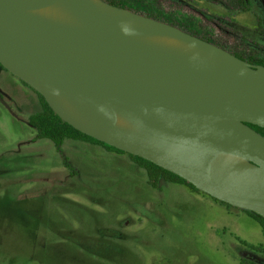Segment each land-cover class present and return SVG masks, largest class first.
Returning <instances> with one entry per match:
<instances>
[{
	"label": "water",
	"instance_id": "obj_1",
	"mask_svg": "<svg viewBox=\"0 0 264 264\" xmlns=\"http://www.w3.org/2000/svg\"><path fill=\"white\" fill-rule=\"evenodd\" d=\"M106 3V2H105ZM91 0H0V65L41 94L80 132L145 158L197 189L264 217V65L165 21ZM73 6L86 28L75 29L32 14ZM168 35L197 47L188 55L140 40ZM68 97L86 121L56 100ZM128 116L139 133L123 130ZM221 153L244 157L254 173L218 178Z\"/></svg>",
	"mask_w": 264,
	"mask_h": 264
},
{
	"label": "rangeland",
	"instance_id": "obj_2",
	"mask_svg": "<svg viewBox=\"0 0 264 264\" xmlns=\"http://www.w3.org/2000/svg\"><path fill=\"white\" fill-rule=\"evenodd\" d=\"M114 1L264 60V0ZM39 108L0 70V264H264V235L242 209L183 184L153 188L127 154L88 141L63 147L68 169L50 140H33Z\"/></svg>",
	"mask_w": 264,
	"mask_h": 264
},
{
	"label": "trees",
	"instance_id": "obj_3",
	"mask_svg": "<svg viewBox=\"0 0 264 264\" xmlns=\"http://www.w3.org/2000/svg\"><path fill=\"white\" fill-rule=\"evenodd\" d=\"M104 1V0H102ZM248 1V0H246ZM106 2V1H104ZM108 3V2H106ZM110 4L115 5V6H119L122 8H128L134 12H139L141 14H144L146 16L149 17H153L159 20H162L160 17H158L157 15H155L152 12L149 11H137L136 9H131V7H127L125 4H119V3H115L112 1H109ZM163 21V20H162ZM208 40V39H206ZM213 42V41H211ZM216 45H219L215 42H213ZM220 46V45H219ZM249 60H253L255 62L264 64V60H259V59H249ZM1 69H5L4 67H2L0 65ZM6 70V69H5ZM22 83H24L25 85H27L25 82H23L22 80H20ZM28 86V85H27ZM30 87V86H28ZM31 88V87H30ZM32 90H34L33 88H31ZM35 91V90H34ZM35 93L38 95L39 100H40V108L35 111L34 113H31L28 118H27V122L34 127L35 129V136L33 137V140H37V139H48L50 140L54 147L55 150L60 154V156L62 157V161L63 164L70 170H72V167L69 163L68 158L63 154L62 151V144L66 139H72V140H83V141H88L91 143H96L101 145L102 147H104L106 150H110V151H114L117 153H124L127 154L130 158V160L139 168L143 169L146 173V181L147 183L152 186L153 188H160L162 183H174V184H183L186 187H188L190 190L201 193L203 195H208L209 197H211L213 200L224 204L228 207H234L228 203H225L223 201L217 200L215 198H213L212 196H210L209 194L202 192L201 190L197 189L193 184L187 182L185 179L181 178L180 176L170 172L169 170H166L160 166H158L157 164L142 158L140 156L137 155H133L127 152H124L122 150H119L113 146H110L102 141H99L91 136H88L82 132H80L79 130L75 129L72 125L68 124L67 122L63 121L47 104V102L45 101L44 97L39 94L37 91H35ZM249 125L254 128L256 131H258L259 133H261L262 135H264V127H260L258 125H254V124H250ZM237 208V207H235ZM240 209V208H238ZM243 210V209H242ZM247 213H249L252 217H254V219L258 222L262 234L264 235V217L252 212V211H247L244 210ZM247 245V244H246ZM251 248L254 249H263L259 246H250ZM264 251V249H263Z\"/></svg>",
	"mask_w": 264,
	"mask_h": 264
},
{
	"label": "bare ground",
	"instance_id": "obj_4",
	"mask_svg": "<svg viewBox=\"0 0 264 264\" xmlns=\"http://www.w3.org/2000/svg\"><path fill=\"white\" fill-rule=\"evenodd\" d=\"M100 7H102L106 13L111 16H119L125 14L124 10L116 9L102 0H91ZM33 15L45 19L47 21L64 25L75 29H84L86 25L78 12L73 6L68 7H49L46 9L33 11ZM140 40L147 42L158 47L175 51L178 53L188 55H200V50L194 45L168 35H146L139 38ZM58 103L68 111L73 117L78 120L86 121L84 115L76 106V104L68 97H56ZM117 123L125 131L132 133H139L138 126L126 115L118 116ZM213 172L218 178H236L246 177L254 170L250 166L244 157L239 155L221 153L213 162Z\"/></svg>",
	"mask_w": 264,
	"mask_h": 264
},
{
	"label": "crops",
	"instance_id": "obj_5",
	"mask_svg": "<svg viewBox=\"0 0 264 264\" xmlns=\"http://www.w3.org/2000/svg\"><path fill=\"white\" fill-rule=\"evenodd\" d=\"M65 145H67L68 147H76V148H83L84 150L86 149V150H89V148H91L92 146H90L89 144H87V143H84V142H82V141H77V142H74V140H72V139H66L64 142H63V144H62V151L64 152V146ZM90 151V150H89ZM100 152H102V153H105L106 151H105V149L104 148H100V150H99ZM117 153V152H116ZM117 154H119V153H117ZM69 160V159H68ZM174 185H176V184H174ZM251 246V245H250Z\"/></svg>",
	"mask_w": 264,
	"mask_h": 264
},
{
	"label": "flooded vegetation",
	"instance_id": "obj_6",
	"mask_svg": "<svg viewBox=\"0 0 264 264\" xmlns=\"http://www.w3.org/2000/svg\"><path fill=\"white\" fill-rule=\"evenodd\" d=\"M104 1H106V2H108L109 3V1H112V2H115V3H119V4H125V3H121V2H118V1H114V0H104ZM127 6V5H126ZM127 7H129L130 8V6H127ZM132 9V8H131ZM201 38V37H200ZM204 39V38H203ZM206 40V39H205ZM208 41H210V40H208ZM211 42V41H210ZM213 43V42H212ZM219 46V45H218ZM220 47H222V46H220ZM229 51V50H228ZM229 52H231V53H233V54H235L236 56H238V57H240V58H242V59H244V60H246V61H248V62H250V63H254V64H261V63H258V62H255V61H253V60H249V59H252L251 57H243V55H240V54H238V53H236V52H232V51H229ZM262 65H264V64H262ZM0 70H3V69H1L0 68ZM4 71H5V69H4ZM7 71V70H6ZM19 79V78H18ZM20 80V79H19Z\"/></svg>",
	"mask_w": 264,
	"mask_h": 264
}]
</instances>
